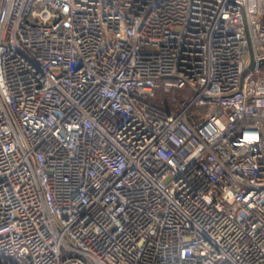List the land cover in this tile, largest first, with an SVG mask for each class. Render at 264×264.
<instances>
[{"label": "built area", "instance_id": "1", "mask_svg": "<svg viewBox=\"0 0 264 264\" xmlns=\"http://www.w3.org/2000/svg\"><path fill=\"white\" fill-rule=\"evenodd\" d=\"M264 0H0V264H264Z\"/></svg>", "mask_w": 264, "mask_h": 264}, {"label": "water", "instance_id": "2", "mask_svg": "<svg viewBox=\"0 0 264 264\" xmlns=\"http://www.w3.org/2000/svg\"><path fill=\"white\" fill-rule=\"evenodd\" d=\"M246 37H247V47H248L250 63H249L248 68L243 72V75H245L248 71L252 70L256 66H258V67L264 66V59L258 63H255L254 58H253L252 47H251L247 32H246Z\"/></svg>", "mask_w": 264, "mask_h": 264}, {"label": "rangeland", "instance_id": "3", "mask_svg": "<svg viewBox=\"0 0 264 264\" xmlns=\"http://www.w3.org/2000/svg\"><path fill=\"white\" fill-rule=\"evenodd\" d=\"M1 259V258H0Z\"/></svg>", "mask_w": 264, "mask_h": 264}]
</instances>
